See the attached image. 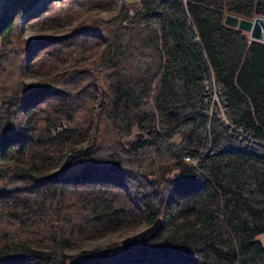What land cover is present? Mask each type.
<instances>
[{
    "label": "trees",
    "instance_id": "16d2710c",
    "mask_svg": "<svg viewBox=\"0 0 264 264\" xmlns=\"http://www.w3.org/2000/svg\"><path fill=\"white\" fill-rule=\"evenodd\" d=\"M37 1L0 0V264H264V41L223 21L264 0Z\"/></svg>",
    "mask_w": 264,
    "mask_h": 264
},
{
    "label": "water",
    "instance_id": "95a60500",
    "mask_svg": "<svg viewBox=\"0 0 264 264\" xmlns=\"http://www.w3.org/2000/svg\"><path fill=\"white\" fill-rule=\"evenodd\" d=\"M223 21L226 24L246 30L249 38L264 41V15L256 14L251 18H247L228 12L224 15ZM160 225L161 216L158 215L151 223L121 237L120 243L124 247L141 243L149 239L159 229Z\"/></svg>",
    "mask_w": 264,
    "mask_h": 264
},
{
    "label": "rangeland",
    "instance_id": "374dc122",
    "mask_svg": "<svg viewBox=\"0 0 264 264\" xmlns=\"http://www.w3.org/2000/svg\"><path fill=\"white\" fill-rule=\"evenodd\" d=\"M121 1L122 0H116V2H114V4L118 6ZM37 2L41 3L42 0H38ZM114 4H113V6H115ZM96 10H97V13L100 14L103 18H107L110 15L111 7H103L102 6V7L96 8ZM18 23H19V27L25 33V36L29 39L37 36L39 34V32L41 31L40 28H38L35 24L28 21V18L25 15V11H23L19 14ZM43 32L45 33V31H43ZM27 79H30V78H27ZM136 137H139V131L136 128H133V130L131 131L128 138L134 139ZM139 228H141V227H138V228L134 229L133 231H136ZM126 234H128V233H126ZM126 234H124V235H126ZM123 236H121V237H123ZM121 237L119 239H121ZM256 237L259 238L264 243V233H258V234H256Z\"/></svg>",
    "mask_w": 264,
    "mask_h": 264
},
{
    "label": "built area",
    "instance_id": "2783aa9c",
    "mask_svg": "<svg viewBox=\"0 0 264 264\" xmlns=\"http://www.w3.org/2000/svg\"><path fill=\"white\" fill-rule=\"evenodd\" d=\"M210 75V74H209ZM207 76L208 81V86H211V103H210V107L208 108V112L209 114L215 112V114L217 116H219L221 118V120L223 122H225V124H230V122L226 119V117L224 116L223 110H222V106H221V102H222V95H221V86L218 85L217 83H215V81L213 80V76L212 74L210 76ZM232 128L234 127L231 124ZM235 131L239 134H241L242 136H245L247 139L251 140V137H249V135L244 131V129L240 128V127H235ZM185 160H187L188 162H190L191 164H197L198 162V157L197 156H190V155H185L184 156Z\"/></svg>",
    "mask_w": 264,
    "mask_h": 264
}]
</instances>
